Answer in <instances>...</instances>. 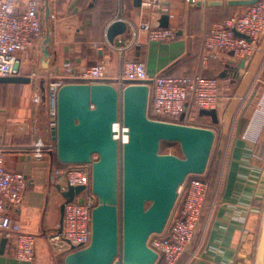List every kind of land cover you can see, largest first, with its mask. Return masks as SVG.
I'll return each mask as SVG.
<instances>
[{"label": "crops", "instance_id": "1", "mask_svg": "<svg viewBox=\"0 0 264 264\" xmlns=\"http://www.w3.org/2000/svg\"><path fill=\"white\" fill-rule=\"evenodd\" d=\"M5 1L12 2L19 12L27 0ZM145 1L138 7L135 0H48V16L47 3L40 0L44 32L30 47L20 76L31 82H0V145L26 146L38 138L53 142L47 88L53 78L61 77L66 63L74 66L73 78L67 81H80L83 70L104 62L109 72L103 81L116 86L118 55L112 50L98 51L93 44L104 42L109 26L117 20L124 21L127 29L115 38V43L132 40V24L147 31L159 15L144 7ZM210 1L168 0L164 7L170 16L169 27L176 30L177 38L172 42H150L125 56L144 62L151 78L199 74L218 80L219 128L210 117L200 116L199 111L186 114L188 124L200 126L195 123L199 119L205 122L201 123L203 127L213 128L216 140L205 173L210 182L206 212L192 245L196 257L186 254L179 264H254L256 229L264 203V175L251 154L256 145L264 146V34L243 68L242 60L225 52L204 68V35L236 13L232 8L210 7ZM48 32L50 56L46 58L43 49ZM142 39L146 40L145 34ZM223 72L226 78H221ZM37 96L42 98L41 104L35 103ZM4 165L10 172L25 175L28 181L23 203L17 208L8 206L6 214L25 232L36 236V254L33 262L17 261L8 242L1 248L4 237L0 232V264H64L65 257L54 254L47 242L48 235L60 229L64 198L59 186L61 190L68 186H53L49 178L53 170L63 169L62 164L52 158L37 161L29 151L15 150L4 154Z\"/></svg>", "mask_w": 264, "mask_h": 264}, {"label": "water", "instance_id": "2", "mask_svg": "<svg viewBox=\"0 0 264 264\" xmlns=\"http://www.w3.org/2000/svg\"><path fill=\"white\" fill-rule=\"evenodd\" d=\"M47 15L50 14L48 0ZM261 0H212L210 7L249 8ZM140 7L142 0H135ZM170 16L162 13L161 28H168ZM122 20L113 22L107 39L114 43L126 32ZM237 37L250 38L236 31ZM50 34L43 54L49 58ZM246 59L242 60L243 68ZM223 72L221 78H226ZM0 82L29 83L30 78H0ZM150 82H125L117 88L109 81H66L56 96V127L51 130L56 151L52 160L62 165L90 166L91 192L97 199L92 210V237L89 246L69 253L64 264H159L150 248L153 235L162 234L178 201V190L190 176L207 171L216 140L213 128L171 123L149 118ZM219 124L214 110L199 111ZM122 117L128 142L120 146L114 124ZM162 142L179 143L183 157L161 154ZM60 229L65 206L75 200L83 186L61 190ZM254 264H264V210ZM1 240V248L7 244Z\"/></svg>", "mask_w": 264, "mask_h": 264}, {"label": "built area", "instance_id": "3", "mask_svg": "<svg viewBox=\"0 0 264 264\" xmlns=\"http://www.w3.org/2000/svg\"><path fill=\"white\" fill-rule=\"evenodd\" d=\"M166 2L168 0H146L143 6L156 10L160 18L162 13L167 12L164 7ZM39 10L40 0H27L19 12L12 2L0 0V78L22 75L21 70L30 47L44 32ZM159 18H155L147 31H142L139 26L132 24L133 37L129 43L120 40L112 44L105 36L104 42L94 43L93 47L98 51L112 50L118 55L117 88L125 87V82H150L149 118L188 124L186 114L191 113L192 106L200 110H216L220 101L218 80L200 75L182 77L159 75L151 78L144 62L129 60L125 56L130 50L150 42H172L177 38L175 29L159 27ZM234 31L249 37L250 41L237 37ZM143 34L146 35V40L142 39ZM263 34L264 0H261L247 8L244 13H234L224 18L204 35L202 66L207 67L209 61L222 52L232 54L237 60L250 58ZM108 72L107 65L99 62L83 70L79 80L91 83L103 81ZM73 75L74 66L68 62L64 65L61 77L53 78L48 85L46 101L50 111V131L56 127L58 90L68 79L71 80ZM34 101L41 104L42 98L37 96ZM114 131L120 146L128 142V129L124 126L122 117L114 124ZM245 138L250 139L247 136ZM255 143L253 140V144ZM15 150L29 151L35 160L42 161L52 158L56 144L38 138L26 146L0 145V232L7 239L15 259L29 263L35 259L36 236L25 232L18 222L6 214L8 206L17 208L23 203L28 186L25 175L10 172L5 168L4 154ZM251 157L261 165L264 175V146L256 145ZM49 181L53 186L64 183L67 186L84 187L75 200L65 206L62 232L55 231L47 237L50 250L65 257L89 246L91 242L92 210L97 206V199L91 192V167L70 166L53 170ZM258 187L259 184L257 190ZM209 190L210 182L205 174L190 176L179 188L178 201L166 230L162 234L153 235L149 240V246L158 254L160 263L179 264L186 254L192 259L196 257L192 245L206 212Z\"/></svg>", "mask_w": 264, "mask_h": 264}, {"label": "rangeland", "instance_id": "4", "mask_svg": "<svg viewBox=\"0 0 264 264\" xmlns=\"http://www.w3.org/2000/svg\"><path fill=\"white\" fill-rule=\"evenodd\" d=\"M245 9L246 8H242V9H236V13H244L245 12ZM195 123H205V122H198V121H195ZM218 128H219V125H218ZM220 130V129H219ZM167 147V149L163 150L162 151V148H160V153L161 154H173V155H176L178 157H183V154H182V151H181V148H180V145H176L175 143H166L165 145ZM206 177V176H205ZM207 179V178H206ZM208 180V179H207ZM209 181V180H208ZM263 214V212H262ZM261 220H262V217H261ZM261 227V223L259 225V229L257 230L256 229V247H257V244H258V239H259V235H260V228Z\"/></svg>", "mask_w": 264, "mask_h": 264}, {"label": "trees", "instance_id": "5", "mask_svg": "<svg viewBox=\"0 0 264 264\" xmlns=\"http://www.w3.org/2000/svg\"><path fill=\"white\" fill-rule=\"evenodd\" d=\"M247 9V8H246ZM245 9V10H246ZM236 10V9H235ZM194 75V74H193ZM192 74H190L189 76H193ZM199 75V74H198ZM172 77H174V76H172ZM197 111H200V109H197V108H195L194 106H192L191 107V109H190V112H191V114L192 113H194V114H196L197 113ZM196 121H200V122H202L201 120H199V119H197ZM214 126H218V124L217 125H215V124H213ZM200 127H203V125L200 123ZM166 143H175L176 145H179V143H176V142H162L161 143V147L160 148H162V151L163 150H165V149H167V147L165 146L166 145ZM53 161H56L55 159L53 160ZM57 162V161H56ZM62 167L63 168H66V167H70L69 165H62ZM263 210H264V203H263V207H262V212H263ZM159 264H162V263H159Z\"/></svg>", "mask_w": 264, "mask_h": 264}]
</instances>
